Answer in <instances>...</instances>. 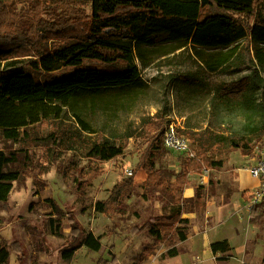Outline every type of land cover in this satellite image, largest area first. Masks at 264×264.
Instances as JSON below:
<instances>
[{"label":"trees","instance_id":"obj_1","mask_svg":"<svg viewBox=\"0 0 264 264\" xmlns=\"http://www.w3.org/2000/svg\"><path fill=\"white\" fill-rule=\"evenodd\" d=\"M52 40L66 44L31 61L30 73L15 67L16 62L4 63L22 45ZM160 47L167 53L191 49L210 74L251 70L242 80L225 85L219 95L224 111L248 120L244 135L193 132L195 156L184 158L176 173L157 167L165 149V128L161 121L151 123L149 146L131 178L116 185L106 201L95 204L99 213H119L120 200L140 183L150 193L165 195L162 215L148 234L171 246L173 235L181 242L188 240L190 219L184 215L189 177L222 169L232 152L249 155L264 140V98L260 97L264 93L263 0H0V130L7 141L17 142L32 126L61 120L67 112L80 130L96 133L84 112L113 110L143 91L146 83L138 62L147 67L149 55ZM61 69L64 73L54 76ZM131 137L126 134L120 142L100 137L87 146V157L99 162L118 159L124 156L126 139ZM18 159L15 152L0 150L2 203L9 201L14 182L22 177L18 170H6ZM261 207H252L251 213ZM50 225L60 236L56 222L51 220ZM71 229L73 239L62 251L64 261H71L82 247L95 252L102 249L101 237L86 234L75 218H71ZM16 246L19 242L0 237V264H9L11 250L22 253V247ZM210 251L220 263L234 257L228 240L212 243ZM180 254L173 247L164 257Z\"/></svg>","mask_w":264,"mask_h":264},{"label":"rangeland","instance_id":"obj_2","mask_svg":"<svg viewBox=\"0 0 264 264\" xmlns=\"http://www.w3.org/2000/svg\"><path fill=\"white\" fill-rule=\"evenodd\" d=\"M83 7L89 10L87 4ZM65 44L52 40L22 45L11 51L4 63L16 62L15 67L30 73L31 61L39 59L44 51ZM160 48L163 49L149 55L151 63L147 67L138 62L146 83L143 91H137L128 103L113 110L84 112V118L96 133L80 130L69 112L61 120L32 126L17 142L7 141L0 130V150L15 152L19 158L6 170H18L22 174L14 182L9 201L0 202V237L17 241L22 247L21 254L11 250L9 264H263L262 207L259 216L251 220L259 228L253 235L245 226L239 234L230 229H223L221 234L214 230L208 234L212 242L219 241L223 235L232 238L236 249L234 258L227 263L217 262L206 244L207 237L198 234L210 225L208 204L227 201L232 194L230 183L222 185L212 178L218 171L223 172L222 169L189 177L191 182L185 190L187 213L184 217L190 219L186 242L173 235L169 246L148 234L162 215L168 198L148 192L141 183L127 190L120 200L119 213L103 214L95 210L98 201H106L116 185L131 178L128 172H133L149 146L151 123L163 122L165 131L175 128L189 140L194 152L193 132H227L238 136L245 133L248 120L242 114L224 111L219 105V95L225 85L242 80L251 70L210 74L191 49L167 53V49ZM63 73L61 69L54 76ZM36 74L43 79V75ZM261 76L264 78V70ZM260 97L264 98V93ZM126 134L132 137L126 139L124 156L110 162L87 157V146L98 138L120 142L119 138ZM235 152L243 153L232 152L225 166H230ZM253 152L259 158L264 155V140L256 143ZM186 157L164 149L157 167L177 173ZM71 218L79 221L86 234L93 232L101 237L99 252L82 247L71 261L62 259V251L73 239ZM51 220L59 226L60 236L52 230ZM251 235L253 239L245 243ZM173 247L181 254L175 258L164 257Z\"/></svg>","mask_w":264,"mask_h":264},{"label":"crops","instance_id":"obj_3","mask_svg":"<svg viewBox=\"0 0 264 264\" xmlns=\"http://www.w3.org/2000/svg\"><path fill=\"white\" fill-rule=\"evenodd\" d=\"M237 154H239V157ZM255 154L256 152H252L249 155H245L241 152H235L232 154V163L229 164L230 166L223 167V172L218 171L216 176H212V178L216 179V181H220L222 185L225 183H230L232 185L233 191L227 201H222L218 204L213 202L208 204L210 225H208L205 229L203 228V232H198L199 236L202 237L203 235L207 237V245L210 246L212 243H214L208 237V234H210L213 230L220 233L223 229H230L236 234H239L242 226H245L246 229L252 232V235L254 234V231H259V228L257 227L258 225L251 221L255 220V218L259 216V210L251 213V193L259 186L260 181L257 180V178H253L250 172L247 170L248 166L254 165L260 159L259 157L255 156ZM213 179H211V181H213ZM252 235L246 240L245 243L253 239ZM223 240H228L231 247L233 248L232 253L235 252L236 248L233 246L232 238L230 236L223 235L219 241ZM12 256L13 255L11 254V257Z\"/></svg>","mask_w":264,"mask_h":264},{"label":"built area","instance_id":"obj_4","mask_svg":"<svg viewBox=\"0 0 264 264\" xmlns=\"http://www.w3.org/2000/svg\"><path fill=\"white\" fill-rule=\"evenodd\" d=\"M163 143L165 149L168 151L183 153L187 157L195 156L189 140L180 135L173 127L165 131ZM247 170L260 181L259 186L251 193L252 207L259 205L264 209V155L262 154V157L254 165L248 166ZM128 176L131 177L132 172H128Z\"/></svg>","mask_w":264,"mask_h":264}]
</instances>
